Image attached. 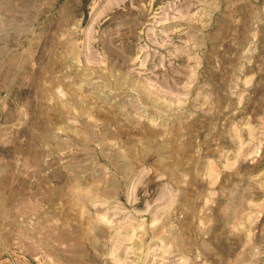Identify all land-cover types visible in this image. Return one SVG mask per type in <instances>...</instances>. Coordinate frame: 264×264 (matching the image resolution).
<instances>
[{"label":"rangeland","instance_id":"374dc122","mask_svg":"<svg viewBox=\"0 0 264 264\" xmlns=\"http://www.w3.org/2000/svg\"><path fill=\"white\" fill-rule=\"evenodd\" d=\"M0 264H264V0H0Z\"/></svg>","mask_w":264,"mask_h":264}]
</instances>
